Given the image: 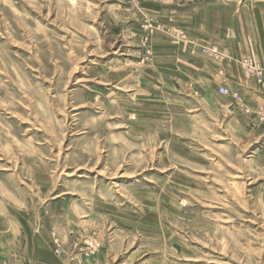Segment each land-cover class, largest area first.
Here are the masks:
<instances>
[{
    "label": "rangeland",
    "instance_id": "obj_1",
    "mask_svg": "<svg viewBox=\"0 0 264 264\" xmlns=\"http://www.w3.org/2000/svg\"><path fill=\"white\" fill-rule=\"evenodd\" d=\"M211 1L0 0V198L60 264H264V86L184 77Z\"/></svg>",
    "mask_w": 264,
    "mask_h": 264
},
{
    "label": "crops",
    "instance_id": "obj_2",
    "mask_svg": "<svg viewBox=\"0 0 264 264\" xmlns=\"http://www.w3.org/2000/svg\"><path fill=\"white\" fill-rule=\"evenodd\" d=\"M196 19L198 29L187 33L183 45L187 81L193 86L213 85L214 91L225 85L239 96L244 90L257 89L258 83L244 73L239 60L250 57L264 72V0L240 6L231 0H214ZM7 199L0 198V264H60L46 252L48 246L41 237L45 229L36 213L22 202ZM34 224L31 241L22 246L21 234Z\"/></svg>",
    "mask_w": 264,
    "mask_h": 264
},
{
    "label": "built area",
    "instance_id": "obj_3",
    "mask_svg": "<svg viewBox=\"0 0 264 264\" xmlns=\"http://www.w3.org/2000/svg\"><path fill=\"white\" fill-rule=\"evenodd\" d=\"M242 64L244 66L245 69V73L247 74V76H250L254 79L259 80V82H261V84L264 86V75H262V68H260L259 66H257V63L252 60L250 57H244L242 58ZM221 73V71H219ZM217 91L223 95H227V94H231L234 97H240L238 92L235 91H231L228 86L226 87L225 85H221L218 87ZM57 243V240H55V244ZM58 249H55V252H57Z\"/></svg>",
    "mask_w": 264,
    "mask_h": 264
}]
</instances>
